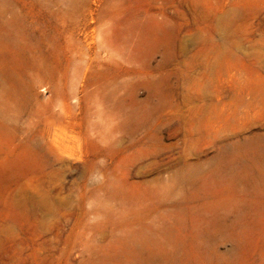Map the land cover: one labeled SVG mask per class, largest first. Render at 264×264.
<instances>
[{
    "label": "rangeland",
    "instance_id": "374dc122",
    "mask_svg": "<svg viewBox=\"0 0 264 264\" xmlns=\"http://www.w3.org/2000/svg\"><path fill=\"white\" fill-rule=\"evenodd\" d=\"M0 264H264V0H0Z\"/></svg>",
    "mask_w": 264,
    "mask_h": 264
}]
</instances>
